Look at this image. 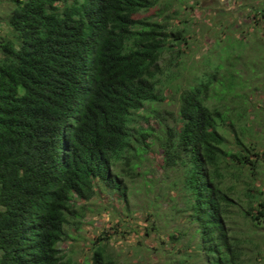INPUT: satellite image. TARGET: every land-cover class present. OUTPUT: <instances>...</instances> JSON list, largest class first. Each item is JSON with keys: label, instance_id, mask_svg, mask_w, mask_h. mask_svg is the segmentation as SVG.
I'll list each match as a JSON object with an SVG mask.
<instances>
[{"label": "trees", "instance_id": "trees-1", "mask_svg": "<svg viewBox=\"0 0 264 264\" xmlns=\"http://www.w3.org/2000/svg\"><path fill=\"white\" fill-rule=\"evenodd\" d=\"M12 1L0 34V264H65L60 244L85 203L102 186L127 202L123 179L140 175L152 150L180 172L179 211L195 225L170 234L191 249L180 264H255L261 242L245 228L264 219L262 192L248 183L242 208L228 180L263 157L245 142L241 115L229 116L237 99L247 110V78L228 83L222 53L187 87L174 83L176 71L160 78L170 41L186 40L181 28L138 16L161 0ZM170 91L179 93L175 114L162 109ZM238 215L245 221L235 224ZM109 238L97 237L88 264H117Z\"/></svg>", "mask_w": 264, "mask_h": 264}, {"label": "rangeland", "instance_id": "rangeland-1", "mask_svg": "<svg viewBox=\"0 0 264 264\" xmlns=\"http://www.w3.org/2000/svg\"><path fill=\"white\" fill-rule=\"evenodd\" d=\"M13 7L12 0H0L2 35L8 33L4 22ZM138 16L166 21L174 30L181 28L185 33L186 40L181 44L170 41L169 49L162 54L160 78L165 79L168 72L176 71L172 75L174 83L187 87L196 76L212 71L205 59L222 62L218 59L221 53L226 60L223 62L228 83L239 79V72L244 81L247 78L249 85L239 89L247 94V110L241 108L243 103L237 99L240 107L231 103L229 116L237 119V112L241 115L237 124L243 120L246 123L245 142L255 145L263 157L259 158L256 168L246 166L242 175L228 180L236 185L242 208L249 201L245 192L248 183L259 188L257 193L262 192L259 199L264 201V0H161L155 8ZM173 91L162 105L163 112L177 113L179 93ZM170 118L173 117L170 115ZM156 121L152 119L150 123L157 125ZM223 134L226 143L232 146L236 139L234 128L228 122ZM136 172L140 175L123 179L128 185L127 202L102 186L85 203L79 227L68 226L69 236L60 244L62 252H66L65 264H88L93 242L104 231L110 234L106 245L117 264H180L185 259V253L191 250L185 246V236L191 235L195 225L190 222V212L179 211L184 205L183 192L178 190L180 172L164 169L162 150L149 152ZM234 209L239 212V207ZM243 221L242 216H235V224ZM249 227L243 228L261 242L254 263L264 264V219ZM173 232L185 236L178 243L172 242Z\"/></svg>", "mask_w": 264, "mask_h": 264}]
</instances>
